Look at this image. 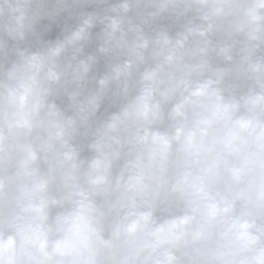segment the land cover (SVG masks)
Returning a JSON list of instances; mask_svg holds the SVG:
<instances>
[{
    "label": "clouds",
    "instance_id": "clouds-1",
    "mask_svg": "<svg viewBox=\"0 0 264 264\" xmlns=\"http://www.w3.org/2000/svg\"><path fill=\"white\" fill-rule=\"evenodd\" d=\"M0 264H264V0H0Z\"/></svg>",
    "mask_w": 264,
    "mask_h": 264
}]
</instances>
